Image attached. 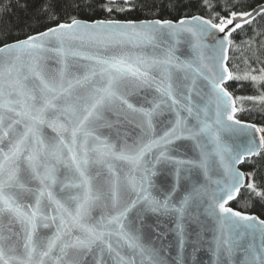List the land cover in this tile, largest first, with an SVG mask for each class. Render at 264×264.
Returning a JSON list of instances; mask_svg holds the SVG:
<instances>
[{"label":"water","instance_id":"water-1","mask_svg":"<svg viewBox=\"0 0 264 264\" xmlns=\"http://www.w3.org/2000/svg\"><path fill=\"white\" fill-rule=\"evenodd\" d=\"M222 23L76 20L0 48V264H264L229 205L264 133Z\"/></svg>","mask_w":264,"mask_h":264},{"label":"trees","instance_id":"trees-1","mask_svg":"<svg viewBox=\"0 0 264 264\" xmlns=\"http://www.w3.org/2000/svg\"><path fill=\"white\" fill-rule=\"evenodd\" d=\"M260 6L264 0H0V48L76 20L178 22L202 16L222 23ZM230 44L232 79L226 88L236 99V117L264 133V10L240 26ZM241 169L247 183L229 206L264 220V149Z\"/></svg>","mask_w":264,"mask_h":264},{"label":"rangeland","instance_id":"rangeland-1","mask_svg":"<svg viewBox=\"0 0 264 264\" xmlns=\"http://www.w3.org/2000/svg\"><path fill=\"white\" fill-rule=\"evenodd\" d=\"M259 78L264 79V73H262Z\"/></svg>","mask_w":264,"mask_h":264}]
</instances>
